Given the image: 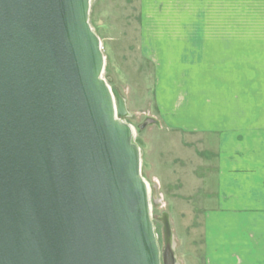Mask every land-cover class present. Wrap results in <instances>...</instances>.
<instances>
[{"label":"water","instance_id":"water-1","mask_svg":"<svg viewBox=\"0 0 264 264\" xmlns=\"http://www.w3.org/2000/svg\"><path fill=\"white\" fill-rule=\"evenodd\" d=\"M89 7L0 0V264H175Z\"/></svg>","mask_w":264,"mask_h":264},{"label":"crops","instance_id":"crops-1","mask_svg":"<svg viewBox=\"0 0 264 264\" xmlns=\"http://www.w3.org/2000/svg\"><path fill=\"white\" fill-rule=\"evenodd\" d=\"M139 3L147 22H155L158 5L165 13L159 22L197 26L186 34L142 33L139 48L156 59L155 113L183 151L174 175L180 200L202 219L203 262L264 264V64L224 65L222 56L236 41L241 57L264 59V34L209 32L213 18L204 21L206 12L196 9L212 13L213 1ZM187 183L190 192H181Z\"/></svg>","mask_w":264,"mask_h":264},{"label":"rangeland","instance_id":"rangeland-1","mask_svg":"<svg viewBox=\"0 0 264 264\" xmlns=\"http://www.w3.org/2000/svg\"><path fill=\"white\" fill-rule=\"evenodd\" d=\"M210 1H213L212 13L209 6L206 11L196 9L197 13H207H202L204 21L209 22L213 18L214 26H208L209 32L246 37L264 34V0H208L206 5ZM139 2L90 0L88 23L100 40L104 57L101 76L110 88H116L125 99L128 115L122 121L132 127V140L139 147L141 176L149 188L150 215L160 256L166 245H169L175 264H204L202 219L198 213L185 206L188 200H180L179 185L174 175L179 159L184 157L183 151L177 144L178 136L163 127L155 113L156 59L149 56L148 52L143 55L139 48L142 33L186 34L193 29L196 32L197 26L194 22L188 26L190 20L179 23V26L159 22L164 20L165 13L162 12L164 8H158V5L151 13L156 18L150 15L155 22L145 21L148 16L142 20ZM167 13L173 14V11L167 10ZM221 21H224V27ZM226 23L231 25L227 26ZM206 27L203 25L198 29L203 31ZM230 44L235 48L223 52L224 65L248 67L260 62L264 64V59L241 57V42ZM186 165L188 167L189 163ZM186 187L187 192H190L188 183L181 192L186 193Z\"/></svg>","mask_w":264,"mask_h":264},{"label":"bare ground","instance_id":"bare-ground-1","mask_svg":"<svg viewBox=\"0 0 264 264\" xmlns=\"http://www.w3.org/2000/svg\"><path fill=\"white\" fill-rule=\"evenodd\" d=\"M132 134H134L133 129H132ZM132 137H133V135H132ZM147 187H148V186H147ZM149 204H150V201H149ZM150 210H151V206H150Z\"/></svg>","mask_w":264,"mask_h":264}]
</instances>
